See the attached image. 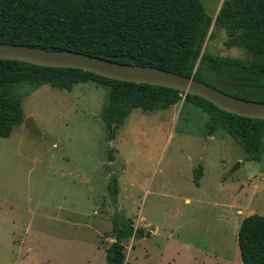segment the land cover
<instances>
[{
    "label": "rangeland",
    "instance_id": "rangeland-1",
    "mask_svg": "<svg viewBox=\"0 0 264 264\" xmlns=\"http://www.w3.org/2000/svg\"><path fill=\"white\" fill-rule=\"evenodd\" d=\"M200 1L214 20L224 0ZM225 38L212 22L201 52L248 57ZM108 92L94 81L17 89L31 123L0 137V264H105L112 176L119 215L150 233L123 242L128 261L238 263L241 220L264 216V152L249 161L224 129L208 135L209 115L184 97L166 110L133 109L110 139Z\"/></svg>",
    "mask_w": 264,
    "mask_h": 264
},
{
    "label": "trees",
    "instance_id": "trees-1",
    "mask_svg": "<svg viewBox=\"0 0 264 264\" xmlns=\"http://www.w3.org/2000/svg\"><path fill=\"white\" fill-rule=\"evenodd\" d=\"M212 22L215 28L225 30L226 47L240 48L248 57L201 52ZM0 42L153 66L195 78L239 98L264 102V0H224L214 20L200 0H0ZM86 81L109 87L101 119L110 139L133 109L166 110L184 97L209 115L208 135L224 129L240 144L249 161H259L264 152V120L224 112L198 96L171 88L15 60H0V137H9L24 121V93H17L19 87L34 89L49 84L70 91ZM202 174L198 166L194 170L196 185ZM106 188L113 208V241L105 249V264H134L126 260L123 242L150 233L134 228L132 220L119 215L115 176ZM237 244L242 264H264L263 215L253 213L241 220Z\"/></svg>",
    "mask_w": 264,
    "mask_h": 264
},
{
    "label": "water",
    "instance_id": "water-1",
    "mask_svg": "<svg viewBox=\"0 0 264 264\" xmlns=\"http://www.w3.org/2000/svg\"><path fill=\"white\" fill-rule=\"evenodd\" d=\"M0 60H15L42 67L73 68L112 80L175 89L198 96L218 109L240 117L264 120V102L246 100L221 91L195 78L153 66L120 63L70 50L0 42ZM27 117L24 125H30Z\"/></svg>",
    "mask_w": 264,
    "mask_h": 264
},
{
    "label": "crops",
    "instance_id": "crops-1",
    "mask_svg": "<svg viewBox=\"0 0 264 264\" xmlns=\"http://www.w3.org/2000/svg\"><path fill=\"white\" fill-rule=\"evenodd\" d=\"M204 254H206V253H204ZM210 255H211V254H210ZM192 258H193V260H197V257H192ZM213 258H215V256H214ZM126 260H127V259H126ZM200 264H203V262L201 261ZM218 264H220V263L218 262ZM235 264H242L241 259L239 260L238 263H235Z\"/></svg>",
    "mask_w": 264,
    "mask_h": 264
}]
</instances>
